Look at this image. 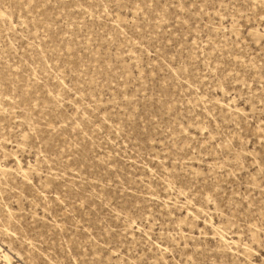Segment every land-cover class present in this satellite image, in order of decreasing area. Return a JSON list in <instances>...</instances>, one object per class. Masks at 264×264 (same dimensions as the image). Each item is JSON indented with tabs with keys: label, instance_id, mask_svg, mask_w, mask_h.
Instances as JSON below:
<instances>
[{
	"label": "rangeland",
	"instance_id": "374dc122",
	"mask_svg": "<svg viewBox=\"0 0 264 264\" xmlns=\"http://www.w3.org/2000/svg\"><path fill=\"white\" fill-rule=\"evenodd\" d=\"M0 264H264V0H0Z\"/></svg>",
	"mask_w": 264,
	"mask_h": 264
},
{
	"label": "bare ground",
	"instance_id": "6f19581e",
	"mask_svg": "<svg viewBox=\"0 0 264 264\" xmlns=\"http://www.w3.org/2000/svg\"><path fill=\"white\" fill-rule=\"evenodd\" d=\"M3 259L8 263L9 262V256L6 252H3Z\"/></svg>",
	"mask_w": 264,
	"mask_h": 264
}]
</instances>
